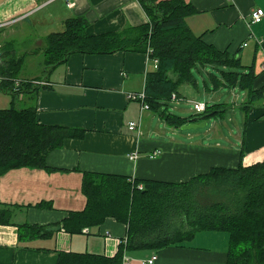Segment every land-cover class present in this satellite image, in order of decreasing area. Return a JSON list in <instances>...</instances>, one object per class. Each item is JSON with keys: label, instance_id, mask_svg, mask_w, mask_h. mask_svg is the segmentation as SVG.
I'll return each instance as SVG.
<instances>
[{"label": "crops", "instance_id": "obj_1", "mask_svg": "<svg viewBox=\"0 0 264 264\" xmlns=\"http://www.w3.org/2000/svg\"><path fill=\"white\" fill-rule=\"evenodd\" d=\"M185 1L197 10L187 19L191 30L219 51L240 59L242 71L251 75L250 91H264V18L254 22L252 17L257 9L264 10V0ZM69 2L73 5L68 6ZM72 17L87 21L90 36L149 22L139 0H0V23H6L0 27L5 42L0 43L2 53L14 31L26 26L47 29L35 38L44 66L48 37L63 31ZM4 62L2 57L1 66ZM153 69L147 53L121 50L75 53L51 70L44 66L43 77H14L50 83V88L40 89L30 101L37 107L41 124L81 129L84 135L68 138L62 148L51 151L46 166L20 167L0 177V211H5L0 216V264H58L61 253L117 254L128 239L127 223L109 217L99 226L86 227L88 232L71 234L63 228L71 212L86 207V174L183 184L215 167L233 169L241 163L264 162V95L251 103L244 100L245 125L236 143L229 137L225 145L178 139L168 135L166 126L173 133L177 127L170 126L161 111H141L139 101L127 98L130 92L145 90L147 74ZM180 98L182 94L175 100ZM131 121L139 128L130 130ZM154 151L159 153L151 157ZM134 154L138 157L131 158ZM24 225L50 233L21 240ZM229 248V233L199 231L182 244L125 254L130 264H142L153 255L158 256L155 264H228Z\"/></svg>", "mask_w": 264, "mask_h": 264}, {"label": "trees", "instance_id": "obj_2", "mask_svg": "<svg viewBox=\"0 0 264 264\" xmlns=\"http://www.w3.org/2000/svg\"><path fill=\"white\" fill-rule=\"evenodd\" d=\"M149 22L121 32L90 36L87 21L72 17L63 31L51 34L45 48L44 66L51 70L67 62L72 54H113L117 51L149 52L150 61L158 67L148 72L145 91L150 109L161 111L170 126L180 128L188 123L169 111L173 95L180 96L179 85L194 83V71L212 68L214 87L226 85L247 90L249 102L264 95L250 91L251 75L243 72L240 59L219 51L195 34L187 19L197 13L185 0H139ZM12 56L8 57V54ZM13 43L3 48L5 62L0 74L13 80L1 81L0 91L11 95V106L0 109V177L20 167H43L49 153L62 148L68 138L83 137L81 129L61 125H43L37 118L35 93L49 85L38 86L35 80L14 78L16 58ZM15 79L20 80L18 86ZM27 80V82H25ZM207 89L210 86L206 82ZM25 101V106L19 103ZM206 120L218 114V104L208 106ZM247 108V106H246ZM193 117V116H191ZM142 185V188H139ZM228 187L239 198L232 206L224 202H203L200 194L208 187ZM83 191L87 204L84 210L71 212L63 222L65 231L82 233L86 227L102 224L112 217L129 225L128 239L121 243L113 257L93 254L61 253L58 264H123L125 252L141 248H161L182 244L199 231H223L230 235L228 264H264V162L250 166L242 163L233 169L212 168L183 184L144 182L113 174H86ZM5 211H0V216ZM58 229H56L57 231ZM46 228L24 225L20 239L44 236Z\"/></svg>", "mask_w": 264, "mask_h": 264}, {"label": "rangeland", "instance_id": "obj_3", "mask_svg": "<svg viewBox=\"0 0 264 264\" xmlns=\"http://www.w3.org/2000/svg\"><path fill=\"white\" fill-rule=\"evenodd\" d=\"M45 32H47V29L26 26L11 34V37H13L9 41L13 43V48L15 49L14 56L16 55V58L21 59L20 63L15 66L14 74L16 76L43 77L46 75L43 66L44 54L42 48L37 47L35 44L36 36H41ZM0 43H5L1 33ZM10 56H12V53L8 54V57ZM194 72L197 85L194 83H182L179 85V93L182 94V98L179 100L172 99L169 102V111L183 117L203 114V112L198 113L195 110V103H202L208 106L214 103H223L217 106V108L222 109L227 107L226 111L211 116L207 121V125L203 127L182 129L181 126L174 133L172 130H169L168 126L165 127L163 124H161V128H167L168 135L178 139H190V141H201L209 144L220 142V144L225 145L228 141L227 137H229L231 142L236 143L239 141L238 137L244 130L246 112L242 106L244 105V100L249 102V97L246 99L247 90H243L240 87L229 88L226 85L214 87V78L210 76V72H214L219 77H221V73L210 67L208 70L202 68L201 71ZM206 82L210 86V89H207ZM11 99L9 93L0 91V109L10 107ZM19 105L25 106L26 102L21 101ZM155 115L158 117L157 112ZM156 126L157 123L155 124ZM199 198L203 202H224L232 206L238 204L239 201L234 192L228 191V187L218 188L217 186L213 188L208 187L200 194Z\"/></svg>", "mask_w": 264, "mask_h": 264}, {"label": "built area", "instance_id": "obj_4", "mask_svg": "<svg viewBox=\"0 0 264 264\" xmlns=\"http://www.w3.org/2000/svg\"><path fill=\"white\" fill-rule=\"evenodd\" d=\"M73 3L72 2H69L68 3V6H72ZM252 17H253V21L254 22H260L263 18H264V10L263 9H257L256 11H254L252 13ZM6 23H0V27L2 26H5ZM147 55L148 57H150V51L147 52ZM149 62L150 59H149ZM1 63H2V50H1V47H0V66H1ZM153 68L156 69L158 67V60L155 59L153 62ZM264 67V65H263ZM9 80H13L9 77H5L3 75L0 74V82L1 81H8ZM25 82H27V80H25ZM20 83V80H15V85L18 86ZM35 85H38V86H46V85H49L50 83L47 82V81H41V80H35L33 82ZM127 98L129 100H137L141 103V111H146V110H149L150 109V106L147 102V94H146V91L143 90V91H140V92H130L127 94ZM173 99H176V95L174 94L173 95ZM206 105L205 104H202V103H195V110L199 113V112H204L206 110ZM136 128H139V125L134 122V121H131L129 123V129L130 130H134ZM159 153V151H154L152 153V156L151 157H154L156 156L157 154ZM137 154H134V155H131V158H137ZM143 186L142 185H139V188H142ZM84 232H88V228L84 229ZM158 259V256L157 255H153L151 256L149 259L147 260H144L142 262V264H155L156 260ZM131 262V258L124 254V257H123V264H130Z\"/></svg>", "mask_w": 264, "mask_h": 264}, {"label": "water", "instance_id": "obj_5", "mask_svg": "<svg viewBox=\"0 0 264 264\" xmlns=\"http://www.w3.org/2000/svg\"><path fill=\"white\" fill-rule=\"evenodd\" d=\"M207 125L205 116H193L188 119V123L182 125V129H194Z\"/></svg>", "mask_w": 264, "mask_h": 264}, {"label": "bare ground", "instance_id": "obj_6", "mask_svg": "<svg viewBox=\"0 0 264 264\" xmlns=\"http://www.w3.org/2000/svg\"><path fill=\"white\" fill-rule=\"evenodd\" d=\"M16 80V79H15ZM88 231H89V229H88Z\"/></svg>", "mask_w": 264, "mask_h": 264}]
</instances>
